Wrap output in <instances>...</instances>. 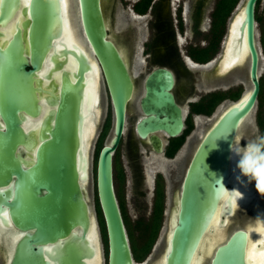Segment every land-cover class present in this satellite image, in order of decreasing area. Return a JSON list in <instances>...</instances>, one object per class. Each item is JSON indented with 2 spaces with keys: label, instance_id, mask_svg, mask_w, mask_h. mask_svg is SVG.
I'll use <instances>...</instances> for the list:
<instances>
[{
  "label": "water",
  "instance_id": "obj_1",
  "mask_svg": "<svg viewBox=\"0 0 264 264\" xmlns=\"http://www.w3.org/2000/svg\"><path fill=\"white\" fill-rule=\"evenodd\" d=\"M71 1L79 33L75 54L78 70L71 73L72 79L66 71L58 82L54 77L55 98L45 92L35 101L31 82L49 49L56 50L57 44L59 54L70 52L64 42L66 18L59 0H26L8 49L0 50V118L4 123V129L0 126V224L18 232L7 244L5 264H91L94 259L104 264L97 218L84 188L90 179L91 150L101 116L100 72L112 108V136L100 148L95 166L96 197L106 235L105 264H135L114 190L112 165L133 98V81L122 60V51L107 38L101 0ZM255 1L246 0L244 19L238 29V41H244L250 56L253 89L239 108L232 107L213 126L194 154L183 180L179 209L172 218L173 231L165 237V249L157 264L191 263L219 195L225 192L227 209L223 215L231 213L230 192L236 187L226 189L230 141L240 119L254 106L258 93ZM0 18H6L5 12ZM21 20L26 21L23 38L20 27H16ZM26 43L30 46L29 70ZM88 56L98 71L94 81L84 76L91 66ZM44 78L50 79L49 75ZM95 81L97 97L92 101L88 84ZM172 84V76L164 71L147 78L140 102L145 117L136 124L140 138L156 131L174 136L182 129L181 110L169 92ZM43 95L46 108L40 104ZM23 114L42 117L24 132L20 125ZM89 123L93 124V131L85 140L84 130ZM89 230L94 232V242L88 237ZM245 247V231L224 233L222 243L202 256L200 263L246 264Z\"/></svg>",
  "mask_w": 264,
  "mask_h": 264
},
{
  "label": "flooded vegetation",
  "instance_id": "obj_2",
  "mask_svg": "<svg viewBox=\"0 0 264 264\" xmlns=\"http://www.w3.org/2000/svg\"><path fill=\"white\" fill-rule=\"evenodd\" d=\"M25 1L19 0V6L10 14L8 11L9 2L0 0V15L2 12H5L6 15V18H0V50L8 49L10 39L15 33V24ZM59 3L62 6L66 22L68 23V19L70 21L68 24L72 30L73 41L68 42L65 39L66 32L63 30L64 42L70 52L65 56L59 54L60 46L56 44V50L49 49L43 56L39 69L34 71V77L41 78L45 85L49 81L44 78L46 75L51 78L55 77L58 82L63 71L69 73L72 79L71 73L78 70L76 55L79 47V33L75 20L76 10L71 0L70 2L59 0ZM245 3L246 0H101L107 38L112 39L117 48L122 51L121 57L126 64L134 87L133 98L126 111L124 133L113 153V159L118 153H121L126 159L127 171L130 174V194L135 201L140 199L145 208L143 216L138 217L135 223L156 220L155 209L157 206L161 207L159 219L157 218L160 226L150 249L158 239L164 219L166 228L162 239L165 241L167 233L173 231L171 222L179 209L183 180L198 147L203 143L213 126L232 107L239 106L253 89L248 54L243 60H238L233 65L234 67L223 70L226 59L224 54H226L230 40L229 36L234 31L233 28L236 32V38L234 37L236 44L241 45V42H244L243 40L238 41L240 40L238 39V29L244 19ZM240 10H242V18L238 24H234ZM74 13L75 15H73ZM253 21L254 42L258 53V93L254 106L240 119L233 139L230 141V145L233 141H239L241 147L253 141L256 138L257 130L264 127V0L255 1ZM24 48L27 50L25 58L28 61V66L26 69L29 70L31 66L28 43L26 46L24 45ZM88 58L91 66L84 72V76L94 80L96 69L92 65L93 61L89 56ZM61 63L63 64L61 65ZM93 69L94 72H92ZM161 71L168 72L172 76L173 84L169 92L181 110L183 126L180 132L174 136H170L164 131H156L145 138H140L136 132V124L145 117L140 102L146 92V81L149 76ZM100 75L102 88L99 107L101 116L97 124L93 153L98 144L101 145L97 149L96 161L100 148L112 136L111 102L101 72ZM103 93L106 98L105 110ZM43 98L44 95L41 97V102L44 100ZM41 102V106L46 108V103ZM23 117L24 121L20 125L26 132L30 130L32 124L41 120L42 116L31 118L29 115L23 114ZM133 120V129L128 128L127 130ZM0 126L4 129L1 118ZM22 151L24 154L26 153L24 148ZM232 156L229 147L228 173L232 169ZM236 182L233 181L234 185ZM252 182L253 188L251 189L254 191V195L247 201L248 203L246 202L247 204L235 205L231 201V213L227 214L229 215L227 222L223 211L227 209L224 202L228 193L223 199V194L219 195L214 210V212L217 210L219 215L218 223L216 228L212 223H208L211 226L207 225L208 228H206L209 230H204L195 249L198 256L207 254L213 243H215L213 249L220 245L224 233L227 235L241 229L246 233L245 263L256 264L252 263L248 259L250 256L247 255V250L251 247L249 231L255 230L258 225L256 219L260 218L259 215L264 210V197L255 191V182ZM233 183L228 182L226 189L230 191L239 185L238 182L235 186ZM211 217L209 222H211ZM98 227L100 235H102L99 223ZM17 233L13 228L7 229L0 224V249L5 250L4 247L7 248V244ZM259 233H256L257 236ZM262 234L261 231L259 238L264 236ZM213 235L217 237L211 240L210 236ZM258 248L264 249V237L260 243H256L251 255L254 254L257 257L260 253L264 254L262 253L264 250ZM4 255L6 256V252ZM0 261H2L1 255Z\"/></svg>",
  "mask_w": 264,
  "mask_h": 264
},
{
  "label": "rangeland",
  "instance_id": "obj_3",
  "mask_svg": "<svg viewBox=\"0 0 264 264\" xmlns=\"http://www.w3.org/2000/svg\"><path fill=\"white\" fill-rule=\"evenodd\" d=\"M18 4H19V0H10L9 1L8 11L10 14L16 9ZM58 12H59V9H58ZM25 26H26L25 20L19 21L18 25L16 26V27H20L21 38H23V36H24ZM31 83L33 84V88H34L33 98L35 101L37 100V98L40 96L41 93H45V92H47L48 95H51L52 98H55L56 81L54 80V78L50 77V79L48 81V89H46V85L42 82L41 78L36 77L32 80ZM36 94H37V96H36ZM103 95H104V93H103ZM103 97L105 100V104H104V110H105L106 109L105 95ZM263 97H264V93H263ZM260 105H261V102H260ZM111 124H112V122H111ZM133 126H134V120L131 122L130 126L127 127V130H128V128H130V130H132ZM111 130H112V128H111ZM258 135H264V127L262 129H260L259 131L257 130L256 137ZM30 137H31L30 139H33V134H31ZM100 145L101 144L99 143L98 146L96 147V151L94 153H93L94 145H93V148L91 150L90 179L88 180L89 182H86L84 184V188H85L87 196L90 200L91 206L93 207V210L95 212L97 222L100 224V229L102 232V235H100L102 249H103L102 258H103L104 264H105V260H106L105 259V257H106V235H105V229L103 230L104 224H103L101 213L99 210L97 197H96V189H95V161H96L97 149ZM112 165H113L114 190H115L116 195L117 196L119 195V197L121 198V202L123 203V206L125 209V214H126L127 221H128V225H129V230H130L133 238H135V240H137V231L135 229V225H136L135 222H136V219H138V217L143 216V211L145 208H144L143 203L141 202L140 199L139 200L137 199V201H135L132 194H130V190H131L130 189V174L127 171L126 159L121 155V153L116 154V157L113 159ZM165 214H166V211L164 212V215ZM165 228H166V220L164 219L162 222V227L159 231L158 239H157L155 245L153 246L152 249H150V252L143 259L144 261L143 260L137 261L136 259H134L135 264H143V263L144 264H157L159 262L161 256L163 255V251L165 249V241H164V239H162V234L164 233ZM211 238L213 240L214 235L210 236V239ZM102 240H103V242H102ZM140 245H141V243L140 244H138V243L134 244L133 243L132 249L135 248V250L137 252H140V250H141ZM130 247H131V244H130ZM4 248H5V250L0 249V255H1V259H2V261H0L1 264L6 263V260H4V256H5L4 253L6 252L7 248H6V246ZM132 249H131V251H132ZM140 261H143V262L140 263Z\"/></svg>",
  "mask_w": 264,
  "mask_h": 264
},
{
  "label": "bare ground",
  "instance_id": "obj_4",
  "mask_svg": "<svg viewBox=\"0 0 264 264\" xmlns=\"http://www.w3.org/2000/svg\"><path fill=\"white\" fill-rule=\"evenodd\" d=\"M64 4H65V1H64ZM66 6V5H65ZM240 13H239V15L237 16V18H236V20H235V22H234V24L235 23H237V20L239 19V21L241 20V18H242V10H240L239 11ZM69 23V22H68ZM67 22H66V26L64 27V30H65V39L68 41V42H72L73 41V34H72V30H71V28H70V26H69V24H68ZM238 24V23H237ZM236 27V26H235ZM14 30V29H13ZM233 33L231 34V36H229L230 38V40H229V42H228V45H227V49H226V54H224L225 55V61H224V67H223V70H226L227 68H232V67H234L233 65L238 61V60H243L244 58H245V56H246V54H247V50H246V46H245V43L244 42H241V45H237L236 44V41H235V39H234V37L236 36L235 35V29L233 28ZM236 38V37H235ZM239 43V42H238ZM70 59V58H69ZM221 61V60H220ZM233 61H235L234 63H233ZM247 61V60H246ZM220 63V62H219ZM92 72H94V69H93V71ZM96 74H98V71L96 70L95 71V75ZM135 74V73H134ZM94 81V80H93ZM245 83V82H244ZM96 87H97V82L95 81V82H92V84L90 83L89 84V86H88V89H89V93H90V95H91V100L93 101L94 100V97L96 96L97 97V90H96ZM95 94V95H94ZM99 98V97H98ZM98 98H96L97 100H98ZM92 103V102H91ZM248 117V116H247ZM248 122V121H247ZM246 124V123H245ZM244 125V124H243ZM245 128V127H244ZM92 131H93V124L92 123H89V124H87L86 125V127H85V130H84V139L86 140L87 138H88V135L90 134V133H92ZM162 132V131H161ZM241 136V135H240ZM238 157H235V156H232V158H231V160L233 161V163H232V169H231V172H229L230 173V176H229V180H228V182L229 183H233V181H237V179H236V177L239 175V171L236 169V164L238 163ZM231 164V163H230ZM90 173H91V169H90ZM238 182V181H237ZM86 183V182H85ZM84 183V184H85ZM238 186H236V188H235V191H238V192H240L241 194H242V198L241 199H239V200H237L236 198H234L233 196L231 197V201H233V203L236 205H239V204H242V203H246L247 201H249L251 198H252V196L254 195L253 193H254V191H252V189L251 188H253L252 187V185H253V182H248L247 181V178H242V180L240 181V182H238ZM233 185H234V183H233ZM235 186V185H234ZM254 190V189H253ZM256 191V190H255ZM226 192L222 195V199L224 198V196H226ZM236 202V203H235ZM248 203V202H247ZM246 203V204H247ZM231 205H232V203H231ZM245 205V204H244ZM219 206V205H218ZM235 207V206H234ZM252 207V206H251ZM261 207V206H260ZM218 214H217V210L214 212V214L212 215V217H211V222H209L210 224L212 223L213 225H214V228H216L215 226L217 225V221H218ZM229 215H226L225 216V219H226V222L228 221V217ZM259 217H260V220L262 221V222H264V210H263V212L259 215ZM208 226H209V224H208ZM211 226V225H210ZM209 226V227H210ZM225 227V226H224ZM208 228V227H207ZM206 228V230H209V229H207ZM212 228H213V226H212ZM223 228V227H222ZM224 229V228H223ZM215 230V229H214ZM220 230H222L221 228H220ZM261 231H262V235H264V223H258V225H257V227H256V229L255 230H250L249 231V235H250V240H249V242L251 243V247L249 248V246H248V248H249V250H247L248 251V254L247 255H249L250 257L248 258L250 261H252V263H256V264H264V254H259L257 257L254 255V254H252L251 255V253L253 252V248H254V246L256 245V243L257 242H259L260 243V241H262V239H263V237L261 236V238H259L260 237V233H261ZM215 232H216V230H215ZM222 232V231H221ZM260 232V233H259ZM93 233L94 232H92V230H89V232H88V237H89V239H91V241L92 242H94L95 240H94V238H93ZM259 233V235L257 236V234ZM223 234V233H222ZM16 235V234H15ZM208 235V234H207ZM216 235V234H215ZM206 236V235H205ZM219 237V236H218ZM223 237H224V234L222 235V239H223ZM213 238V237H212ZM212 238H211V240H212ZM216 238V236H214V239ZM221 238V237H220ZM205 239V238H204ZM213 239V240H214ZM217 240V239H216ZM201 241H203V240H201ZM213 243V242H212ZM262 244V243H261ZM214 245H215V243H213V245H212V248H211V250L208 252V254H210L211 252H212V250H213V247H214ZM263 247V246H262ZM259 249V248H258ZM258 249H257V251H258ZM260 249H262V250H264L263 248H260ZM259 249V250H260ZM207 250H208V248H207ZM261 250V251H262ZM247 251H246V253H247ZM256 251V250H255ZM259 252V251H258ZM262 253H264V252H262ZM256 254H258V253H256ZM201 260H202V256H198L197 254H196V251H195V253L193 254V257H192V260H191V263L190 264H199L200 262H201ZM104 261V260H103ZM106 261V260H105ZM258 262H260V263H258ZM90 263L91 264H98L99 263V261L98 260H95L94 259V261H90ZM250 263V262H249ZM100 264V263H99Z\"/></svg>",
  "mask_w": 264,
  "mask_h": 264
},
{
  "label": "clouds",
  "instance_id": "obj_5",
  "mask_svg": "<svg viewBox=\"0 0 264 264\" xmlns=\"http://www.w3.org/2000/svg\"><path fill=\"white\" fill-rule=\"evenodd\" d=\"M224 138L227 139V137ZM215 146L214 144L213 147ZM230 152L239 158L236 164V169L239 171V175L236 177L237 181L240 182L242 178H247L248 182L254 181L256 191L264 197V135H258L244 147L240 146L239 141H233L230 145ZM216 182L221 183L220 180ZM230 193L237 200L242 198V194L238 191ZM256 222L264 223L260 218H257Z\"/></svg>",
  "mask_w": 264,
  "mask_h": 264
},
{
  "label": "trees",
  "instance_id": "obj_6",
  "mask_svg": "<svg viewBox=\"0 0 264 264\" xmlns=\"http://www.w3.org/2000/svg\"><path fill=\"white\" fill-rule=\"evenodd\" d=\"M118 201H119V207H120V211L123 217V221L125 224V227L127 229V233H128V238L132 247V244L134 243H138L141 247L140 252H137L134 249H132V253H133V257L134 259H136L137 261L139 260H143L147 254L150 252V248L152 246V244L154 243L156 236H157V232L160 226L159 221L157 220V218L159 219V215L161 212V207L157 206V209H155V216H156V220L154 219V221L152 222H147V221H142V222H138L135 225V229L137 231V240H135V238H133L130 230H129V225H128V221H127V217L125 214V210H124V206L123 203L121 202V198L119 197V195L117 196ZM104 230V228H103ZM104 232V231H103Z\"/></svg>",
  "mask_w": 264,
  "mask_h": 264
},
{
  "label": "snow or ice",
  "instance_id": "obj_7",
  "mask_svg": "<svg viewBox=\"0 0 264 264\" xmlns=\"http://www.w3.org/2000/svg\"><path fill=\"white\" fill-rule=\"evenodd\" d=\"M240 21H239V19L237 20V23H239ZM235 61H233V63H234ZM238 108H239V106H238ZM238 110V109H237Z\"/></svg>",
  "mask_w": 264,
  "mask_h": 264
}]
</instances>
